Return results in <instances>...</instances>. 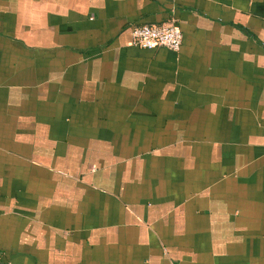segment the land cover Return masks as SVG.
Returning a JSON list of instances; mask_svg holds the SVG:
<instances>
[{
	"label": "crops",
	"instance_id": "1",
	"mask_svg": "<svg viewBox=\"0 0 264 264\" xmlns=\"http://www.w3.org/2000/svg\"><path fill=\"white\" fill-rule=\"evenodd\" d=\"M0 264H264V0H0Z\"/></svg>",
	"mask_w": 264,
	"mask_h": 264
},
{
	"label": "built area",
	"instance_id": "2",
	"mask_svg": "<svg viewBox=\"0 0 264 264\" xmlns=\"http://www.w3.org/2000/svg\"><path fill=\"white\" fill-rule=\"evenodd\" d=\"M131 42L142 48L165 47L178 52L182 42V32L173 21L158 24H141L131 29Z\"/></svg>",
	"mask_w": 264,
	"mask_h": 264
}]
</instances>
